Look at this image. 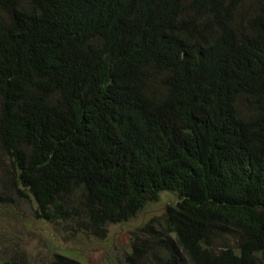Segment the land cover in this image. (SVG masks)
<instances>
[{
	"label": "trees",
	"instance_id": "1",
	"mask_svg": "<svg viewBox=\"0 0 264 264\" xmlns=\"http://www.w3.org/2000/svg\"><path fill=\"white\" fill-rule=\"evenodd\" d=\"M0 145L41 219L170 192L166 264H264V0H0Z\"/></svg>",
	"mask_w": 264,
	"mask_h": 264
},
{
	"label": "rangeland",
	"instance_id": "2",
	"mask_svg": "<svg viewBox=\"0 0 264 264\" xmlns=\"http://www.w3.org/2000/svg\"><path fill=\"white\" fill-rule=\"evenodd\" d=\"M14 172L9 156L2 149L0 264H51L58 256L80 264H127L134 244L142 252L136 259L137 264L168 262L170 254L159 245L157 236L162 231L168 206L178 202L175 194L164 192L127 222L96 231L73 221L41 219L36 201L14 182ZM169 239L172 241V237Z\"/></svg>",
	"mask_w": 264,
	"mask_h": 264
}]
</instances>
